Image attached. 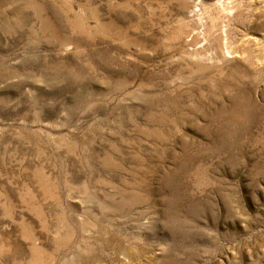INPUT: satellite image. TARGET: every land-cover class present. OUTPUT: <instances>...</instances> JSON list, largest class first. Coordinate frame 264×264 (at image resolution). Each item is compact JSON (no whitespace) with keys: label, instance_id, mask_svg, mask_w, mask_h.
<instances>
[{"label":"rangeland","instance_id":"obj_1","mask_svg":"<svg viewBox=\"0 0 264 264\" xmlns=\"http://www.w3.org/2000/svg\"><path fill=\"white\" fill-rule=\"evenodd\" d=\"M231 1L0 0V264H264V0Z\"/></svg>","mask_w":264,"mask_h":264},{"label":"bare ground","instance_id":"obj_2","mask_svg":"<svg viewBox=\"0 0 264 264\" xmlns=\"http://www.w3.org/2000/svg\"><path fill=\"white\" fill-rule=\"evenodd\" d=\"M190 2H191V1H190ZM220 2L223 3V2H226V0H220ZM231 2H232V1H231ZM231 2H230V3H231ZM233 2H235V1L233 0ZM233 2H232V4H233ZM193 3H195V2H193ZM193 3L191 2V5H192V6H193ZM218 4H219V3H218ZM218 4H217V5H218ZM226 4H227V3H226ZM191 5H190V6H191ZM219 6H220V5H219ZM223 6H224V5H223ZM225 6H226V5H225ZM229 6H230V5H229ZM231 6H232V5H231ZM235 7H236V6H235ZM210 8H211V7H210ZM203 9H204V8H203ZM205 9H206V8H205ZM230 9L232 10L233 8L230 7ZM193 10H194V9H193ZM207 10H209V9H207ZM207 10H205V12H206ZM226 10H227V8H226ZM231 10H230V11H231ZM224 11H225V10H224ZM232 11H233V10H232ZM236 11H237V9H236ZM192 12H193V11H192ZM199 12H200V11H199ZM199 12H198V13H199ZM203 12H204V10H203ZM205 12H204V13H205ZM207 13H208V12H207ZM222 14H223V13H222ZM199 15H201V14H199ZM206 15H207V14H206ZM226 16H227V15H226ZM230 16H231V15H230ZM200 18H201V17H200ZM207 18H208V17H207ZM191 20H192V19H191ZM201 20H203V18H201ZM212 22H213V21H212ZM219 24H220V23H219ZM187 29H188V28H187ZM188 30H189V29H188ZM196 35H197V34H196ZM215 35H216V34H215ZM221 39H222V38H221ZM197 45H198V44H197ZM208 45H209V44H208ZM223 45H224V44H223ZM195 47H196V46H195ZM201 51H202V50H201ZM194 54H195V53H194ZM201 54H202V53H201ZM201 54H200V56H201ZM196 59H197V58H196Z\"/></svg>","mask_w":264,"mask_h":264}]
</instances>
